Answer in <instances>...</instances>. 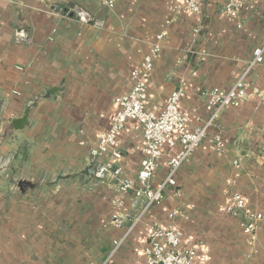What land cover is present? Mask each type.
Returning <instances> with one entry per match:
<instances>
[{
    "label": "crops",
    "instance_id": "obj_1",
    "mask_svg": "<svg viewBox=\"0 0 264 264\" xmlns=\"http://www.w3.org/2000/svg\"><path fill=\"white\" fill-rule=\"evenodd\" d=\"M226 1L201 0L191 12L182 0H115L112 8L101 0H0V264H142L154 222L171 223L181 246L196 249L192 264H264V224L245 233L225 210L237 191L264 213V60L245 78L248 100L223 109L208 129L221 133L224 149L203 141L179 167L176 186L134 224L132 197L115 206V182L99 184L87 172L115 97L129 90L130 71L142 68L161 31L146 105H160L184 81L180 110L190 125L206 119L207 92L228 89L264 44V0H243L236 17L224 12ZM77 8L90 13L88 23ZM18 30L26 37L17 39ZM26 110L28 125L14 129ZM117 142L123 171L135 173L140 124L128 121ZM21 180L31 185L24 192Z\"/></svg>",
    "mask_w": 264,
    "mask_h": 264
},
{
    "label": "built area",
    "instance_id": "obj_2",
    "mask_svg": "<svg viewBox=\"0 0 264 264\" xmlns=\"http://www.w3.org/2000/svg\"><path fill=\"white\" fill-rule=\"evenodd\" d=\"M107 8H112L115 0H101ZM201 0H182V6L191 12H198ZM244 5L243 0H227L224 12L236 17ZM75 15L78 21L88 23L91 15L83 8H77ZM197 29L195 30V32ZM166 35L161 31L155 41L143 55L141 69L130 71L131 86L128 91L115 97L117 109L110 114L108 128L99 133L96 145L90 149V158L94 163L93 177L99 184L115 182V206L123 204V196L129 194L132 207L136 209L132 224L137 222L143 212L153 205H158L164 198L165 190L176 186V174L179 167L187 161L203 142L215 151L224 149L221 133H209L219 113L227 107H239L249 98L245 78L250 70L264 60V44L255 47L246 68L228 89L213 87L207 92L204 109L205 120L197 118L200 123L190 125L188 117L180 110L179 104L185 94V82L181 81L160 105H146L147 82L154 67L156 56L161 50V39ZM17 39L25 38L23 30L15 32ZM130 120L140 124L143 148L142 156L135 173L123 171L122 153L118 147V134ZM166 156L163 178L153 183V177L159 166L160 159ZM237 166V161H234ZM226 212L241 218L245 233H252L264 224V213L247 207L243 196L237 191L230 192V200ZM175 212L169 214L170 218ZM111 223L119 227L123 218L117 213L111 215ZM121 239L113 242L114 250L120 245ZM196 255L194 247L181 246L180 232L171 223L163 225L152 223L147 234L142 264H192Z\"/></svg>",
    "mask_w": 264,
    "mask_h": 264
},
{
    "label": "water",
    "instance_id": "obj_3",
    "mask_svg": "<svg viewBox=\"0 0 264 264\" xmlns=\"http://www.w3.org/2000/svg\"><path fill=\"white\" fill-rule=\"evenodd\" d=\"M27 114L28 111L26 110L23 114V116L15 118L12 120V126L14 129H23L25 126L28 125V121H27ZM87 172L88 174H90L91 176H93L94 174V163H91L88 168H87ZM30 183L28 181L25 180H21L18 182V187L20 189V191L24 192L26 189H28L30 187Z\"/></svg>",
    "mask_w": 264,
    "mask_h": 264
}]
</instances>
